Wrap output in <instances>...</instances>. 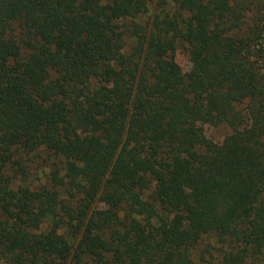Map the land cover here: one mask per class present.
I'll return each mask as SVG.
<instances>
[{
    "label": "trees",
    "instance_id": "1",
    "mask_svg": "<svg viewBox=\"0 0 264 264\" xmlns=\"http://www.w3.org/2000/svg\"><path fill=\"white\" fill-rule=\"evenodd\" d=\"M153 1L0 0V264L264 256V0Z\"/></svg>",
    "mask_w": 264,
    "mask_h": 264
},
{
    "label": "rangeland",
    "instance_id": "2",
    "mask_svg": "<svg viewBox=\"0 0 264 264\" xmlns=\"http://www.w3.org/2000/svg\"><path fill=\"white\" fill-rule=\"evenodd\" d=\"M172 0H154L152 4H150L148 12H145L139 19L138 22L140 24H147L148 21L154 16L156 13H160L162 8L166 9V12L171 8ZM123 24L130 25L132 24V20H125ZM132 43L128 41V46H131ZM175 60L180 65L184 72H189L198 62L199 58L196 56L186 45L185 43H179L178 48L175 52ZM206 136L214 141V142H222V140L230 133V130L226 126L221 127H205ZM42 161V160H41ZM38 161L34 164L33 174H34V185L40 184V182L45 180L46 176V168L45 163H41ZM221 245L216 243V239L214 237H204L201 243L197 246L195 250L192 251V258L196 262H200L201 259L209 258L208 251L210 250L215 255L217 254V248H220ZM258 264H264V256L261 255L259 257Z\"/></svg>",
    "mask_w": 264,
    "mask_h": 264
}]
</instances>
